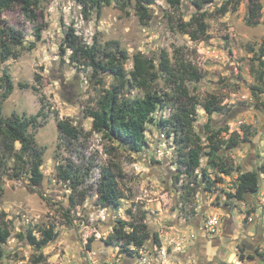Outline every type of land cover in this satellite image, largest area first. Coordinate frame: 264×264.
Segmentation results:
<instances>
[{"label":"rangeland","instance_id":"rangeland-1","mask_svg":"<svg viewBox=\"0 0 264 264\" xmlns=\"http://www.w3.org/2000/svg\"><path fill=\"white\" fill-rule=\"evenodd\" d=\"M226 1L204 5L206 41H191L178 33L171 21L179 16L183 21L190 19L196 12L190 0H182L177 11L165 0H154L144 25L135 14L134 0H113L99 15L92 11L88 19L83 18L75 0H40L32 20L19 5L1 15L24 40L23 47L15 50L17 57L0 64V78L6 71L13 86L1 103L0 114L3 118L40 114L37 127L29 133L42 151L43 176L39 187H32L26 176L12 178L11 159L0 171V220L8 221L11 230L2 246V264H264V175L259 177L256 193L248 192L243 201L230 197L240 174L257 171L264 164V87L261 94H253V73L264 50V0H260L261 18L256 26L247 25V0H240L236 11L219 15L217 10ZM37 26L42 28L41 41L28 50ZM68 27L86 44L118 45L125 50L130 58L125 66L128 71L137 52L156 60L165 51L172 63L178 57L190 63L200 76L198 82L187 81L186 86L199 102L194 131L202 140L208 116L201 105L211 95L224 106L222 113L211 117L214 127L240 134L242 126L248 127L247 141L225 152L239 172L215 178L202 158L195 172L177 179L173 139L158 121L169 117L170 110L154 114L139 153L108 144L92 133L84 110L94 105L100 91L113 80L71 64L68 53L60 57L59 46ZM157 88L165 90L162 82ZM135 94L133 91L132 96ZM59 120H68L84 135L77 141L61 138L56 125ZM14 147L18 149L19 144ZM67 161L82 180L74 194L76 205L71 208L73 192L56 171ZM110 163L115 165L121 198L117 204L103 207L97 203L96 189L101 166ZM202 169L215 179L209 190ZM143 216L150 238L142 248L130 247L129 252L105 245L118 220ZM48 227H53L57 237L40 250L17 238L18 233L27 231L40 237L39 230ZM39 255L42 258L37 262Z\"/></svg>","mask_w":264,"mask_h":264},{"label":"trees","instance_id":"trees-1","mask_svg":"<svg viewBox=\"0 0 264 264\" xmlns=\"http://www.w3.org/2000/svg\"><path fill=\"white\" fill-rule=\"evenodd\" d=\"M81 7V14L88 19L92 11L100 14L102 7L110 6L113 0H75ZM132 0H127L129 3ZM135 14L143 25L149 20V5L154 0H134ZM173 11H177L182 0H165ZM214 0H190L196 12L188 21H183L179 16L174 21L176 31L187 35L191 41H206L209 39L206 24V12L202 11L204 5ZM248 1L247 25L256 26L261 18L262 6L260 0ZM40 0H0V64L10 58L17 57L15 50L23 47V36L15 28L6 24L1 15L19 5L26 18H35L34 9L38 7ZM240 0H227L217 10L219 15L228 11H236ZM123 8V6H120ZM42 28L37 26L32 32L33 41L28 45V50H34L36 44L41 41ZM68 53L71 64L82 69H88L93 76L108 75L112 77L113 83L106 89L103 88L95 100L93 106L84 110V116L91 120V132L100 135V138L108 144L117 143L132 153H139L145 144V132L148 124L155 121L154 114L157 111L170 110L167 118L160 117L159 124L166 130L167 137H172L176 149L175 164L178 176L189 177L200 166L202 158H206L207 168L214 174L215 178L230 176L233 172H239L225 154L226 151L236 148L240 143L247 141L248 127L242 126L241 133L229 132L227 127H214L211 117L224 111V106L217 101L216 97L209 96L201 108L208 116V121L203 126L205 139L194 131L196 121V107L198 100L189 93L186 86L187 81L198 82L200 76L197 70L180 57L175 58L172 63L168 54L162 51L158 59L146 57L137 52L132 58V69L126 70L125 66L129 56L125 50L118 45L114 48L101 46L96 42L86 44L76 34L73 27H68L64 33L59 55L64 58ZM258 69L253 73L256 88L253 94H261L264 87V50L257 58ZM253 71V70H252ZM162 82L165 90H159L157 85ZM0 113L1 103L12 93V83L9 75L4 71L0 78ZM256 90V92H254ZM136 94L132 96V92ZM38 113L35 116H19L12 114L3 118L0 114V171L7 160L13 161L11 177L19 179L26 176L32 187H39L42 182V151L36 147L34 136L29 133L31 128L37 127ZM57 129L61 138L70 141L79 140L84 133L68 120L57 121ZM225 135V136H224ZM19 148L15 149L14 144ZM224 152V153H222ZM115 165L101 166L98 186L96 189L97 203L103 207L115 205L121 198L118 190V182L114 172ZM58 177L69 183L73 195L69 197L70 208L76 205L74 194L78 192L82 184L80 173L68 161L57 166ZM202 179L205 181V189L209 190L214 183L202 169ZM264 175V164L253 170L240 174L237 178L235 193L230 196L243 201L248 192L258 191L259 177ZM68 222L69 211L65 212ZM140 220V221H139ZM130 221L118 220L112 228V232L104 240L105 245H116L123 251L140 249L150 238L148 227L141 219ZM40 237H36L31 231L25 234L18 233L17 238L26 240L29 245L40 250L57 237L53 227L39 230ZM11 237L8 221L0 220V264L4 258L2 246ZM154 237H157L154 234ZM89 241H92L91 239ZM38 256L37 262L40 261Z\"/></svg>","mask_w":264,"mask_h":264},{"label":"built area","instance_id":"built-area-1","mask_svg":"<svg viewBox=\"0 0 264 264\" xmlns=\"http://www.w3.org/2000/svg\"><path fill=\"white\" fill-rule=\"evenodd\" d=\"M216 223V221L214 220V224Z\"/></svg>","mask_w":264,"mask_h":264}]
</instances>
